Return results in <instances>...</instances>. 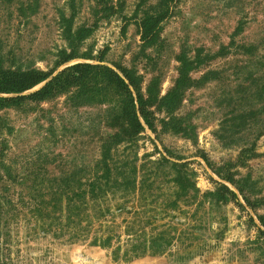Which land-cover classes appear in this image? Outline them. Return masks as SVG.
I'll use <instances>...</instances> for the list:
<instances>
[{"label":"rangeland","instance_id":"obj_1","mask_svg":"<svg viewBox=\"0 0 264 264\" xmlns=\"http://www.w3.org/2000/svg\"><path fill=\"white\" fill-rule=\"evenodd\" d=\"M77 63L135 79L154 130L117 142L113 91L1 110L0 264H264V0H0V70ZM58 188L80 208L33 216Z\"/></svg>","mask_w":264,"mask_h":264},{"label":"trees","instance_id":"obj_2","mask_svg":"<svg viewBox=\"0 0 264 264\" xmlns=\"http://www.w3.org/2000/svg\"><path fill=\"white\" fill-rule=\"evenodd\" d=\"M73 1L74 0H72V4ZM159 21V17H150L143 21L142 39L144 42L151 43L155 39ZM68 32H71L70 29ZM79 35H81V32ZM74 58L75 57L69 56L64 62ZM180 61L182 62L181 77H183L185 69L190 63L184 59H180ZM50 77V73L38 70H0V94L17 95L16 97H0V111L20 106L21 102L25 100L43 102L64 94H70L69 100L74 106H83L95 102L97 104V102H102L101 98H106L110 91H113L117 94V99L110 104V106L121 123L120 132L114 137L117 142L126 141L131 144L136 142L138 136L145 130L144 124L151 130H154L153 112L149 109V100L145 98L138 88L137 81L129 75L126 74V77L130 83L115 70L107 66L77 63L52 77L51 80L38 91L30 95H22L46 82ZM131 86L136 90V98L131 91ZM107 158L108 157L104 154L102 165L105 168H109ZM113 183L114 181L110 175H97L91 181H86V184L92 188V191L88 193L86 190H83L78 193L77 197L81 198V204L86 203V197L89 194L91 198H96L100 194L106 192L104 191L106 190V186H110ZM117 183L118 181L115 182V184ZM223 189L229 192L232 198L238 202V196L234 191H230L226 186H223ZM68 194L69 193H66L63 189L59 190L58 188L57 191H54L52 200L47 203L43 202L46 204L45 207H42L41 203L33 208H29L35 217L43 216L45 213L49 214L56 210H59L61 215L63 205L60 204V202L63 201L64 195ZM28 196L32 201L37 199V196L33 193H29ZM68 197L69 201L65 207L67 210L66 212H71L73 209L80 208L78 204H74V195L71 194L68 195ZM53 202L55 204H53ZM60 215L57 216V218H60ZM260 220L264 226V217H260Z\"/></svg>","mask_w":264,"mask_h":264},{"label":"water","instance_id":"obj_3","mask_svg":"<svg viewBox=\"0 0 264 264\" xmlns=\"http://www.w3.org/2000/svg\"><path fill=\"white\" fill-rule=\"evenodd\" d=\"M48 82V81H47Z\"/></svg>","mask_w":264,"mask_h":264}]
</instances>
